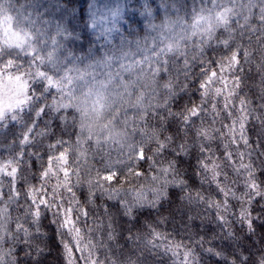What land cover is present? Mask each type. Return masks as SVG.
<instances>
[{
	"label": "clouds",
	"instance_id": "obj_1",
	"mask_svg": "<svg viewBox=\"0 0 264 264\" xmlns=\"http://www.w3.org/2000/svg\"><path fill=\"white\" fill-rule=\"evenodd\" d=\"M0 264H264V0H0Z\"/></svg>",
	"mask_w": 264,
	"mask_h": 264
}]
</instances>
